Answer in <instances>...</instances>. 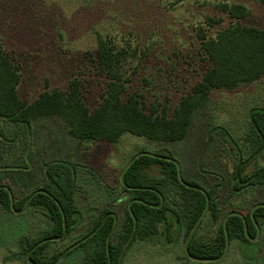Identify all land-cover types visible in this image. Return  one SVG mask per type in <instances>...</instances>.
I'll return each instance as SVG.
<instances>
[{"label":"rangeland","instance_id":"374dc122","mask_svg":"<svg viewBox=\"0 0 264 264\" xmlns=\"http://www.w3.org/2000/svg\"><path fill=\"white\" fill-rule=\"evenodd\" d=\"M220 3L245 5L250 13L241 23L264 29V5L256 0H0V44L20 70L22 99L33 101L45 90H67L72 78L78 77L84 99L93 109L107 85L96 66L100 34L126 49L125 97L138 91L148 108H173L210 66L201 50V31L214 36L234 22L218 8ZM209 18L220 23L210 26ZM252 107L264 108V78L238 91L213 90L188 137L178 141H155L130 133L118 142L83 141L71 136L69 125L59 117L41 119L32 127L23 153L18 140L0 136V185L11 189L14 202L20 201L43 185L48 164L63 161L76 166L75 181L81 190L77 199L83 212L81 229L74 234L79 238L95 210L106 205H113L120 224L127 197L119 184L123 168L139 152H164L178 162L184 180L204 189L219 183L223 210L243 214L253 204L264 203V186L249 188L227 203L233 165L237 150L243 147ZM0 128L12 129L2 117ZM147 174L159 176L161 169L154 165ZM23 208L9 211L0 206V264H32L22 253L20 240L39 238L50 225L42 208L29 203ZM169 222V232L161 226L158 238L133 243L122 264H195L183 259V232L171 217ZM259 227L256 241L235 240L224 259L202 263L264 264V223ZM214 230L207 221L198 238H213ZM69 246V238L53 240L44 254L49 258ZM82 259L78 248L58 264H79Z\"/></svg>","mask_w":264,"mask_h":264},{"label":"trees","instance_id":"16d2710c","mask_svg":"<svg viewBox=\"0 0 264 264\" xmlns=\"http://www.w3.org/2000/svg\"><path fill=\"white\" fill-rule=\"evenodd\" d=\"M256 1L264 5V0ZM218 8L234 22L218 30L214 36L201 31V50L210 66L192 91L181 96L173 108L167 105L163 108H148L145 96L138 91L125 97L127 80L123 68L127 58L126 49L118 47L113 40L100 34L97 37L96 66L99 73L107 79V85L101 101L93 109L84 99L83 83L78 77L72 78L67 90L55 88L41 92L33 101L22 99L18 93L22 79L20 70L12 56L0 44V117L12 128L9 132L0 128V136L10 142L18 140L23 153L29 145L28 136L32 127L41 119L59 117L69 125L71 136L83 141L118 142L125 133L155 141L187 138L197 113L210 103L213 90L238 91L264 78V29L241 23L240 20L250 13L243 4L220 3ZM209 20L210 26L220 23V20L213 18ZM242 145L237 150L238 156L233 165L232 182L227 194L228 204L233 197L249 188L264 186V108L252 107L249 110ZM157 155L168 156L164 152ZM154 165L160 167L161 175L147 174V170ZM251 166L254 169L247 171ZM76 170V166L63 161L48 164L44 183L39 188L46 193L38 192L29 200V206L42 208L50 220V225L39 238L20 240L22 253L28 260L27 254L31 250L30 259L35 264H53L66 249L47 258L44 251L51 241H45L34 248L43 239L63 235L64 225L66 234L61 239L69 238L72 245L94 231L111 212H115L112 204L95 210L94 219L83 235L79 238L74 235L81 229L83 219L77 199V193L81 190L75 181ZM123 181L119 179V184L127 197L122 221L111 236L110 264H119L123 247L134 230V219L137 226L124 256L133 243L158 238L161 226L169 232V217L179 225L186 241L207 205L206 194L182 184L177 165L170 160L141 155L124 171ZM185 181L198 186L194 181ZM219 188V183L205 188L210 205L188 245L189 253L195 257H218L226 248L224 219L230 210L224 211L220 205ZM33 192L34 190L22 200L15 201V209L20 210ZM161 197L164 202L158 206L161 204ZM130 202L132 212L129 209ZM254 205L243 213L244 218L239 215L228 217L230 242H250L246 226L250 237L257 235L255 221L259 226L264 223V206H258L252 215ZM0 206L12 211L10 194L5 188H0ZM207 221L214 225L213 238L199 239L198 233ZM114 222V216L109 215L94 235L66 254L80 248L83 259L79 264H109L107 239ZM168 241H173L171 235H168ZM183 259L195 264H205L189 258L185 250Z\"/></svg>","mask_w":264,"mask_h":264},{"label":"water","instance_id":"95a60500","mask_svg":"<svg viewBox=\"0 0 264 264\" xmlns=\"http://www.w3.org/2000/svg\"><path fill=\"white\" fill-rule=\"evenodd\" d=\"M141 155H151V156H156V157H159V158H162V159H166V160L173 161V162L177 165V169H178V177H179V180L181 181V183L184 184L185 186L189 187V188H194V189L201 190L203 193L206 194V197H207V205H206V208H205L204 212L202 213V215L200 216V218L198 219V221L196 222V224L194 225L193 229L191 230V232L189 233V235H188V237H187V239H186V241H185L184 250H185L187 256H188L189 258L195 260V261H198V262H216V261H220V260L224 259V258L227 256V254H228V252H229V250H230V244H231V242H230V238H229V235H228V230H227V220H228V217H229L230 215H239V216H241V217L244 218L243 214H242L241 212H238V211H230V212L226 215V217H225V219H224V228H225L226 237H227V240H226V248H225L224 252H223L220 256H218V257H214V258H200V257H195V256L191 255V254L189 253V251H188V245H189V242H190V240H191V238H192V236H193V234H194L196 228L198 227L199 223L202 221V219H203L204 216L206 215V213H207V211H208V208H209V205H210V199H209V197H208V195H207V193H206V190H205L204 188H201V187H198V186L191 185V184L187 183V182L184 180L183 176H182V173H181L180 166H179L178 162H177L174 158H172V157H168V156H167V157H166V156H161V155H157V154L150 153V152H145V151H144V152H139V153H137V154H136V155H135V156H134V157H133V158H132V159H131L126 165H125V167L123 168V170H122V172H121V174H120V179H121L122 182H124V181H123V174H124V171H125V170H126V169H127V168H128L133 162H134L135 159H137V158H138L139 156H141ZM0 188H5L6 190H8V192H9V194H10V198H11V206H12V210L14 211V210H15V207H14V199H13V194H12L11 189H10L8 186H6V185H0ZM38 192H44V193H46V191L43 190V189H39V190L34 191V192L30 195V197L27 199V201H26V203H25V205H24V208H25L26 205L29 203V200L31 199V197H32L34 194L38 193ZM163 202H164V199H163V197H161V204L158 205V206H161ZM131 203H132V202H130L129 209H130V211L132 212V210H131ZM258 206H264V203H263V202L256 203V204L253 206V208H252V215H253V213H254V210H255ZM24 208H23V209H24ZM109 215H112V216H114V218H115V222H114L113 229H112V231L110 232V235H109V237H108V239H107V253H108V256H109V264H110V248H109V245H110L111 236H112V234H113V232H114V230H115V228H116V226H117V214H116L115 212H111ZM109 215H108V216H109ZM108 216H106V217L102 220V222L99 224V226H98L94 231H92V232H91L90 234H88L87 236L83 237V238L80 239L79 241L75 242L74 244H72L71 246H69L68 248H66V249L60 254V256L58 257V259H57L53 264H58L59 261L64 257V255L66 254V252L70 251L71 249H73L74 247H76L77 245H79L80 243H82L83 241H85L86 239H88L89 237H91L92 235H94V234L98 231V229L103 225V223L105 222V220L107 219ZM134 220H135L134 230H133L131 236L128 238V240L126 241V243H125V245H124V247H123V250H122V253H121V256H120L119 264H122V260H123V256H124V252H125V250H126V247H127L128 243H129L130 239L132 238L134 232H135V229H136V226H137V222H136V219H134ZM64 223H65V219H64ZM255 224H256V226H257V235H256L255 237H250V235H249V233H248V228H247V226H246V228H245V230H246V234H247L248 238H249L250 240H253V241H256V240L259 238V236H260V227H259V225H258V223H257L256 221H255ZM65 234H66V225H64V232H63V235H61L60 237H51V238L43 239L42 241L38 242V243L34 246V248L37 247L38 245H40L41 243L45 242V241H53V240L61 239ZM34 248H33V249H34ZM30 253H31V250H30V251L28 252V254H27L28 261L31 262L32 264H35V263H33V262L31 261V259H30Z\"/></svg>","mask_w":264,"mask_h":264}]
</instances>
